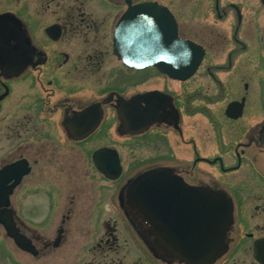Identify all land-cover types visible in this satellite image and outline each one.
I'll return each instance as SVG.
<instances>
[{"label":"flooded vegetation","instance_id":"1","mask_svg":"<svg viewBox=\"0 0 264 264\" xmlns=\"http://www.w3.org/2000/svg\"><path fill=\"white\" fill-rule=\"evenodd\" d=\"M152 4L202 51L187 80L116 53L122 17ZM115 141L145 153L121 184L91 161L103 148L121 159ZM153 172L185 185L160 200L180 217L200 195L227 204L206 264H264V0H0V264H61L78 220L91 241L76 264H201L167 257L137 215L130 186Z\"/></svg>","mask_w":264,"mask_h":264},{"label":"water","instance_id":"2","mask_svg":"<svg viewBox=\"0 0 264 264\" xmlns=\"http://www.w3.org/2000/svg\"><path fill=\"white\" fill-rule=\"evenodd\" d=\"M134 14L136 16L141 14L143 18H135ZM115 38L117 41L116 53L123 62L135 64L136 67L151 65L173 78L182 80L189 78L201 62L202 51L192 44L178 41L173 21L163 9L156 5L138 8L135 11L131 10L119 24ZM128 54H131L130 58H128ZM134 61L135 63H133ZM92 160L96 168L107 179L115 180L119 177L121 167L116 152L101 149L93 154ZM137 180L134 199L135 203L141 207V214H145L148 207L146 203L148 189L159 190L170 195L162 190L170 188L174 191L173 196L179 195V188L182 190L181 185L177 184L176 179L171 178L168 173H154L150 176L144 174ZM179 204L174 202L156 206H161L160 212H163L164 208ZM216 205H218L217 208L210 212L207 209L200 210V214L194 219L196 224L191 228L183 229L182 226L180 227L181 221L176 225L174 219H168L172 227L175 225L176 231L181 236L180 239L177 237L171 242L177 246L172 252L174 255L183 260H193L195 256H199V259L208 257L205 260L207 262L218 257L226 217L217 214L222 210L219 209L220 203ZM205 214L208 216L206 217ZM213 214L214 216H212Z\"/></svg>","mask_w":264,"mask_h":264},{"label":"rangeland","instance_id":"3","mask_svg":"<svg viewBox=\"0 0 264 264\" xmlns=\"http://www.w3.org/2000/svg\"><path fill=\"white\" fill-rule=\"evenodd\" d=\"M208 62L204 61L202 66L200 67V84H201V89L203 88L202 85L205 83V69L207 68ZM203 70V71H202ZM203 83V84H202ZM203 92V89L201 90V93ZM187 122L191 123V119L186 120ZM104 143L107 141L104 140ZM102 142V143H103ZM110 142V141H109ZM127 141H115V143L118 145V150L120 151L121 154V164L123 166V174L122 177L118 180V182L123 183L126 179L130 178L134 172L136 171L135 166H137V163L141 160L144 159L145 153L143 151L137 150L135 155H133V151H129L127 148L128 146H122V143H126ZM100 142H98L99 144ZM111 143V142H110ZM139 149V148H138ZM96 175L94 172H88V177H87V182L88 185L92 184L94 181L93 175ZM104 190L106 191V188H108V185L103 184ZM74 189V188H72ZM92 192V191H91ZM93 195V194H92ZM83 203V202H81ZM57 221V220H56ZM74 220L71 221L70 226L72 225ZM77 229H76V234H72L71 241H68V245L66 248H61V252L57 255V262H61V264H67L68 262L71 264H76L77 260L79 258V253L80 250L82 249V246L86 243H90L91 238L88 237V231L90 229V221L89 220H78L77 222ZM82 226V227H81ZM73 227V225H72ZM67 229H69V224H67ZM69 234L67 235L68 238ZM65 249H67L65 251Z\"/></svg>","mask_w":264,"mask_h":264}]
</instances>
